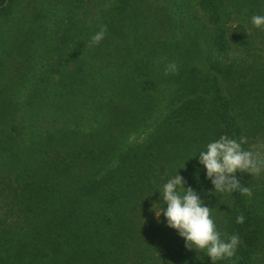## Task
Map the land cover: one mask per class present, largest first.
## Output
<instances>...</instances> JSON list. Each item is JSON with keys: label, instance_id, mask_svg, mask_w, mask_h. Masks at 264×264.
<instances>
[{"label": "trees", "instance_id": "trees-1", "mask_svg": "<svg viewBox=\"0 0 264 264\" xmlns=\"http://www.w3.org/2000/svg\"><path fill=\"white\" fill-rule=\"evenodd\" d=\"M13 2L0 0V18ZM201 5L217 22L214 3ZM109 7L89 20L85 42L59 52L56 78L29 91L47 110L30 106L34 118L20 112V129L0 119V143L14 141L10 159L18 167L0 180V264H211L154 213L166 208L160 193L177 171L212 209L222 237H240L234 257L216 264H264V172L238 174L251 196L217 193L198 156L222 135L246 137L245 149L264 143V119L250 126L244 115L248 108L261 111L259 98L251 101L264 82V75H253L259 53L250 49L242 64L237 58L221 64L230 40L220 31L213 60L183 63L165 75L167 63L134 62L125 57L129 41L123 49L116 41L128 28V15L118 17V10H129V0ZM102 25L104 40L89 46ZM170 84L180 97L156 111L155 93ZM148 122L152 130L140 145H120Z\"/></svg>", "mask_w": 264, "mask_h": 264}, {"label": "rangeland", "instance_id": "rangeland-1", "mask_svg": "<svg viewBox=\"0 0 264 264\" xmlns=\"http://www.w3.org/2000/svg\"><path fill=\"white\" fill-rule=\"evenodd\" d=\"M116 1L14 0L10 13L0 18V111H4L0 118L2 122L6 121L20 129V112L32 114L34 118L35 113L30 106L37 111L47 110L46 106L40 108L41 102L28 97L29 91L41 86L46 79L51 81L56 78L53 73L59 52L64 50L67 54L75 43L85 42V28L91 25L89 20L110 9L109 6ZM202 1H208L211 5L214 3L217 22L210 20L211 14L201 5ZM129 2L131 8L124 9V14H120L118 10V17L128 15L129 22L127 29L122 26L119 30L116 41L122 49L129 41V55L125 57L132 61L146 59L155 63L175 62L177 67L183 63L203 65L216 57L213 46L221 31L225 42H230L226 43L225 54L218 61L225 64L229 59L233 61V58H237L242 64L245 56L251 57L253 54L250 49H254L259 54L255 57L256 70L253 75H264V29L255 28L251 23L253 16L264 15V0ZM68 29L71 30L70 35L63 40ZM149 51L153 52L148 53ZM88 90L83 89L75 101H80ZM177 91L179 92L178 86L170 84L165 91L163 88L155 93V101H161L160 105L153 104L157 106L156 111L163 108V105H168L172 99L177 100L180 97ZM253 93L251 101L254 100L253 97L259 98L261 111L248 108L244 115L248 125L259 126L260 120L264 119V82L263 87L256 86ZM23 102H26L25 106H22ZM149 125L148 122L146 128H140L130 137L121 140L120 145L128 142L140 145L152 130V125ZM1 138L2 136L0 140ZM4 141L0 143V180L1 176L15 173L18 169L10 159L13 149L10 145L14 141ZM5 163L10 166L4 173Z\"/></svg>", "mask_w": 264, "mask_h": 264}, {"label": "clouds", "instance_id": "clouds-1", "mask_svg": "<svg viewBox=\"0 0 264 264\" xmlns=\"http://www.w3.org/2000/svg\"><path fill=\"white\" fill-rule=\"evenodd\" d=\"M251 23L255 28L264 29V15L253 16ZM106 33L107 26L102 25L91 37L89 46L101 43ZM177 72L175 62L165 66V75ZM247 142L246 137H241L238 141L222 135L218 140L208 143L206 149L199 153V164L206 170V178L211 181L213 191H239L242 195L251 196V189L242 185L238 174L258 176L264 172V143L253 144L245 149L243 145ZM177 172L163 185L160 197L166 208L161 207L154 212L156 217L159 218L162 214L167 221L166 226L183 238L185 247L206 252L211 264L231 259L241 243L239 235L222 237L212 218V209L205 205L195 190L185 187L186 181ZM243 221L242 214L237 216V224Z\"/></svg>", "mask_w": 264, "mask_h": 264}]
</instances>
